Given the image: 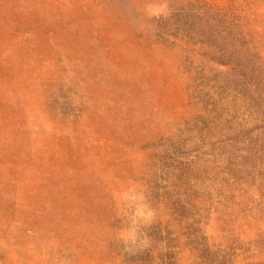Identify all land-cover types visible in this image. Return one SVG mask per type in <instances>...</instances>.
I'll list each match as a JSON object with an SVG mask.
<instances>
[{"label": "rangeland", "instance_id": "1", "mask_svg": "<svg viewBox=\"0 0 264 264\" xmlns=\"http://www.w3.org/2000/svg\"><path fill=\"white\" fill-rule=\"evenodd\" d=\"M0 264H264V0H0Z\"/></svg>", "mask_w": 264, "mask_h": 264}, {"label": "clouds", "instance_id": "2", "mask_svg": "<svg viewBox=\"0 0 264 264\" xmlns=\"http://www.w3.org/2000/svg\"><path fill=\"white\" fill-rule=\"evenodd\" d=\"M165 12L164 6L148 9V14L159 16ZM117 216L123 218V226L115 233V240L124 245L126 251L135 252L152 246V240L144 231L157 220L161 213L149 202L145 189L132 181L121 184L112 192Z\"/></svg>", "mask_w": 264, "mask_h": 264}]
</instances>
